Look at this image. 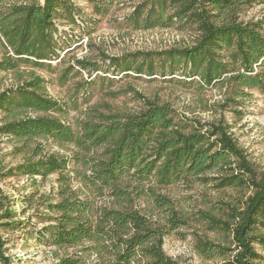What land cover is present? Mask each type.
<instances>
[{
  "label": "trees",
  "instance_id": "16d2710c",
  "mask_svg": "<svg viewBox=\"0 0 264 264\" xmlns=\"http://www.w3.org/2000/svg\"><path fill=\"white\" fill-rule=\"evenodd\" d=\"M17 1L0 0V36L6 49L0 71L50 67L66 52L60 38L70 36L59 26L67 21L83 28V5L78 0ZM84 1L93 2L92 10L99 12V2L117 5L123 0ZM246 1L250 2L143 0L125 18L144 29L194 28L195 43L120 56L101 52L103 64L107 61L103 72L158 76L165 81L176 77L205 87L219 84L232 96L224 99L222 108L228 101L237 107L248 90H264V21L238 20ZM75 63L89 73L102 69L94 61L75 59ZM70 69L62 73L63 79ZM19 81L0 91V111L6 116L0 136L17 142L22 161L6 170L0 166V173L32 181L57 173V186L54 197L36 193L22 197L26 207L37 205L46 211L38 215L39 228L29 219L15 218L8 196L0 189V230L34 227L36 240L55 247V264H176L164 252V238L188 224V219L170 196L158 190L178 181H213L218 189L244 188L249 193L239 205L220 201L215 210L199 211L207 228L227 235L233 247L197 237L195 249L205 257L232 252L230 264H264V254L256 248L264 250V170L254 168L224 118L206 124L186 120L168 103L132 89L141 101L136 110L95 104L73 127L57 116L66 107L47 95L43 78L31 73ZM48 139L73 145L71 157L84 168L79 176L87 193L71 187L66 174L70 157L44 152L41 141ZM94 195L108 202L97 206ZM145 198L152 205L147 210L137 205ZM5 241L0 235V264L10 262ZM91 255L96 261L89 259Z\"/></svg>",
  "mask_w": 264,
  "mask_h": 264
},
{
  "label": "rangeland",
  "instance_id": "374dc122",
  "mask_svg": "<svg viewBox=\"0 0 264 264\" xmlns=\"http://www.w3.org/2000/svg\"><path fill=\"white\" fill-rule=\"evenodd\" d=\"M20 1L42 2V0H18L17 2ZM142 1L123 0L117 5L112 2H99L100 10L95 12L92 10L93 2L90 1L88 4L84 0H78V4L83 5L84 9L82 14L84 27L80 29L81 26L78 28L72 24L67 25V21H65L66 24L59 26L60 29L70 34L67 40L60 38L61 46L66 51L63 56H60L61 59L52 61L50 67L20 66L18 70L0 71V91L15 86L20 83L21 78H27L34 73L44 79L47 95L65 105V113L57 116L75 127L78 120L83 118L84 112L95 104L107 103L115 109L136 110L141 106V101L132 93L134 89L145 97L168 103L176 111L178 117L186 120L206 124L215 119L224 118L254 168L257 171H263L264 90L250 89L245 97L239 99L240 104L237 107L228 101V105L222 108L221 104L224 99L232 96L226 87L219 84L205 87L200 86L196 81L189 83L176 81L182 80L176 77L175 80L165 81L158 76L147 79L145 76L136 77L130 72L122 76L111 74L110 70L103 72L107 69V61L103 64L101 52L108 56H120L137 51L187 48L195 43L194 28L164 29L157 25L144 29L142 26H135V22L125 18ZM260 19L264 21V0L243 2L242 10L238 13V20L246 22ZM5 52V45L0 36V59ZM75 59L97 62L102 69L89 73L87 70L80 69ZM69 66L73 69H70L63 79L61 75L68 70ZM86 82L89 83L86 84ZM107 91L113 94H107ZM28 114L34 115L31 111ZM5 117L0 111V123ZM16 143L13 138L0 136V166L4 170L22 161L21 154L15 149ZM41 145L46 153L56 152L70 157L66 174L70 178L71 187L87 193L79 176L84 168L71 157L72 152L75 151L73 145L60 144L50 139L42 140ZM214 175L216 174H209V176ZM35 178L36 181L30 180L27 176L3 177L0 173V189L8 196L10 208L16 214L15 218L29 219L31 223H35V228H39L42 223L38 222V215L46 211L42 206L26 207L22 197L35 193L36 196L50 194L54 197L57 173L49 174L44 179L38 176ZM158 191L170 196L175 203V208L188 219V224L166 234L163 244L164 252L174 259L176 264H230L232 252L223 257L219 255L205 257L195 249L194 244L197 237L233 247L227 235L207 228L200 219L199 211L215 210L220 205V201L239 205L249 192L244 188L221 190L214 186L213 181L204 183L196 179L178 181ZM94 196L97 206L108 202L106 197ZM137 205L146 210L152 206L146 198L139 201ZM35 228L0 230V235L6 240L4 248L6 249L5 254L10 257L9 264L56 263L55 247L45 241L36 240ZM30 229L34 230V233L29 231ZM256 248L259 253L264 254V250L258 245ZM89 259L94 261L95 255H91Z\"/></svg>",
  "mask_w": 264,
  "mask_h": 264
},
{
  "label": "built area",
  "instance_id": "2783aa9c",
  "mask_svg": "<svg viewBox=\"0 0 264 264\" xmlns=\"http://www.w3.org/2000/svg\"><path fill=\"white\" fill-rule=\"evenodd\" d=\"M161 28H164V29H168V28H173L175 29V26H168V27H161ZM194 35H195V39L197 37V32L196 31H193Z\"/></svg>",
  "mask_w": 264,
  "mask_h": 264
}]
</instances>
